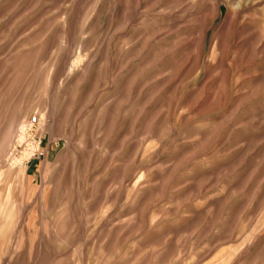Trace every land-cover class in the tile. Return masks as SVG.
I'll return each instance as SVG.
<instances>
[{"label": "rangeland", "instance_id": "obj_1", "mask_svg": "<svg viewBox=\"0 0 264 264\" xmlns=\"http://www.w3.org/2000/svg\"><path fill=\"white\" fill-rule=\"evenodd\" d=\"M0 264H264V0H0Z\"/></svg>", "mask_w": 264, "mask_h": 264}, {"label": "built area", "instance_id": "obj_2", "mask_svg": "<svg viewBox=\"0 0 264 264\" xmlns=\"http://www.w3.org/2000/svg\"><path fill=\"white\" fill-rule=\"evenodd\" d=\"M35 142L37 143L36 145L33 144V147L35 146V148L33 149V157L40 158L42 156H45L46 151L44 147L41 146V140H38V141L36 140Z\"/></svg>", "mask_w": 264, "mask_h": 264}, {"label": "bare ground", "instance_id": "obj_3", "mask_svg": "<svg viewBox=\"0 0 264 264\" xmlns=\"http://www.w3.org/2000/svg\"><path fill=\"white\" fill-rule=\"evenodd\" d=\"M219 11V10H218ZM27 126V125H26ZM26 129V128H25ZM14 130V129H13ZM12 131V130H11ZM10 133V132H9ZM7 135V134H6ZM21 137H24V135L22 134ZM2 140V139H1ZM3 141V140H2ZM9 149V148H8ZM25 153L27 154L28 153V150L25 151ZM13 157V162H15L17 160V157L16 156H12Z\"/></svg>", "mask_w": 264, "mask_h": 264}]
</instances>
